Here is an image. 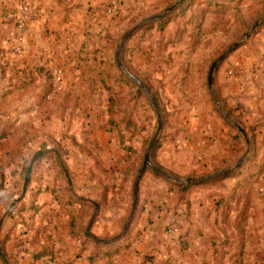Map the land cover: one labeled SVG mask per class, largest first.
Instances as JSON below:
<instances>
[{
    "label": "rangeland",
    "instance_id": "374dc122",
    "mask_svg": "<svg viewBox=\"0 0 264 264\" xmlns=\"http://www.w3.org/2000/svg\"><path fill=\"white\" fill-rule=\"evenodd\" d=\"M177 1L0 0V121H14L21 130L27 124L42 127L37 133L45 142L39 143L37 153L54 157L57 151L62 163H38L35 168L38 172L56 171V187L65 200L73 199V191L97 197L102 183L117 182L115 175L107 178L101 169L111 168V156L123 157L124 152L85 146L86 131L90 128L94 134L106 120L108 97H121L114 105L121 124L129 128L131 120L136 126L125 129L124 135L132 138L137 148L138 170L161 116L157 140L161 142L155 156L159 175L147 168L141 177L146 198L142 200L152 199L121 242L122 250L94 264H141L140 253L155 254L157 264H202L211 258L217 215L201 194L213 188L229 190L231 178L190 192L179 188L187 179L197 182L220 171H236V165L250 162L251 154H258V165L263 162L264 22L248 38L244 35L264 18V0H184L165 13ZM235 43L238 46L219 64L210 89L211 65ZM21 69L42 81L30 87L29 96L9 94L18 86ZM46 81L50 83L47 93L42 85ZM36 128L30 134H36ZM239 128L249 139L248 153ZM61 139L67 142L60 143ZM229 153L227 165H211V159ZM2 154L0 162L4 163ZM209 154L213 155L210 160ZM33 156L31 151L25 168L33 170ZM204 161L209 162L201 165ZM192 163L199 168L194 171ZM61 166L69 173L70 182L61 175ZM136 175L119 197L123 205L104 213L99 225L89 229L94 237L107 241L125 236ZM24 183V179L0 182V195L5 189L13 193L11 200L1 205V239L8 235L1 220L17 218ZM251 188L259 196L247 217L246 242L235 246L238 255L229 264H245L244 254L250 260L247 264H264V172L252 178ZM118 209L125 210L121 221H117ZM57 215L56 226L52 218L54 227L50 225L46 235L66 233L62 210ZM89 220L87 217L77 234L82 240ZM98 247L91 243L92 252ZM63 262L61 258L52 263Z\"/></svg>",
    "mask_w": 264,
    "mask_h": 264
},
{
    "label": "crops",
    "instance_id": "0c3cea01",
    "mask_svg": "<svg viewBox=\"0 0 264 264\" xmlns=\"http://www.w3.org/2000/svg\"><path fill=\"white\" fill-rule=\"evenodd\" d=\"M9 94L13 95L12 93H9ZM22 95L29 96V93L25 92V93L21 94V96ZM3 123H8L9 125L13 126L12 131H10V132L14 133L17 131V133H18L16 139H14L13 142H11L12 144L10 145V147L6 148L3 151H0V153H4L2 155L6 156L5 162L4 163L0 162V165L5 167L3 170V180L6 179V180L17 182L21 179H24L25 181H26V179H28L26 191L24 192V190H23L24 196L22 197L20 204L17 206V210L21 207H24L25 210L23 212H21V214L24 217L25 221L28 223V225L31 226V229L32 228L33 229L41 228V230H42L41 231L42 233L39 235V238H38L39 243H35L34 245H32V243H30V241H32V239H33L34 230L28 229L24 225L17 222L18 213H17L16 219L14 217H9V216H6V218L2 219L1 220V222H2L1 227L3 226V224H5V227L7 228L6 233L8 232V235H6L5 238H3V239L0 238V243L5 244L6 252L9 254V257L11 258L10 262H12V260H16L17 264H50L52 262L56 263V261L61 259V258H62V261H64L63 262L64 264H67L68 260L69 261L72 260L73 264H78L77 263L78 261H81V263H85V264H94L97 261H104V258L101 254L96 261H94L92 263L89 262L87 260L86 255L88 253H90V250L88 252L87 251L84 252L82 254V256L77 257V254H76L77 253V243L79 240H78V238H73V237L67 235L66 234L67 232L63 234L62 231H60V232H57V235H52V236L46 235V233H48V228L50 227V225H52V218L54 219V223L58 220V218H60L57 215V212H60L62 210V214L65 216L64 222H63L65 229H67V225H68V222L70 220V217H69V212L66 209H64L58 203L57 200L54 199L53 194L50 191V188H52V187H55L56 189L58 188V187H56V183H57L56 182V171L55 172H51V171H49V172L39 171L38 172L35 167L38 163L49 164L50 161H51V163H54V164L58 163V161H59V163H62V159L58 155L57 151H56L57 156H54V157L48 156L46 152L37 153L36 149H37V147L40 146L39 143L41 141L45 142V141H43L42 135L39 137V133H37L39 130L42 129V127L39 128V126H37V128H36L32 124L30 125V127H31L30 130L36 128V134H33V140H32L31 139L32 135H31V138L27 135V132L30 131L28 124L26 125L24 130H21L17 127V125L14 121H3L2 120V121H0V134L3 131V129H2ZM100 125L97 127V130L93 131L94 134L91 132L90 128H89V130L86 131V135L88 136V134H89L88 140L94 142L95 144L98 143V140H99V142H100V143H98L99 147L102 146L104 148H107L108 150L118 149V150H120V152H122L123 151L122 146L120 145V142L118 139L119 131L122 129V126H119L118 128L112 129V128H109L108 126L106 128H102ZM121 132L125 133V131L123 129ZM24 135L25 136L27 135L30 140L27 139L25 144H23L22 142L18 143L19 138L25 137ZM54 140L56 141V139H54ZM59 142L65 143L67 141L64 139H61ZM16 144L19 145V148H22V155L20 158L21 165L19 167H15L14 164L12 163V149H13V146ZM31 151L34 154L31 162L34 159L36 162L33 170L30 169V167L25 168V164L27 163V156L29 155V153ZM212 156L213 155H211V154L208 155L209 160L212 158ZM231 156L232 155L229 153V154H224L223 157L214 158L215 161L213 159H211V161H213V162H211V165H215L216 167H221V165L224 162H227L230 160ZM121 158L122 157L120 155L117 156L116 158L114 156H111L110 162L112 165H114ZM262 158H264V151L262 154ZM85 159L87 160L86 162H89L88 158L85 157ZM103 160H105V157H103ZM207 162H209V161H206V162L204 161V163H201V165H207L208 164ZM191 166H192V169L194 171L199 168L196 166L195 163H192ZM240 167H242V165H240L239 168ZM25 170L31 171V174H30L31 176H29V178L25 177V173H24ZM12 171L15 172V174H13ZM263 172H264V169L260 173V175ZM63 173H61V175L62 176L66 175V177L69 179L68 182H70L69 173H67V174L66 173L63 174ZM220 173H222V171H220L219 173L214 174V175H208L206 177L199 178V181H201L203 179H209V178L214 177ZM114 175L115 176H112V177H114V178L116 177V181L118 183L116 182L113 185H109L111 192L108 194V197H111L113 195L112 194L113 189L115 188V186L117 188V186L121 182L122 176L120 175V173H116ZM247 176H248V174H239L237 176L225 177L224 179H222V181L228 180V178H231L230 182H232V183H230L229 190L224 191L222 189H218V188L214 189L213 188L212 191H208L205 194H201V196L205 195L204 196L205 201L210 206V207L209 206L208 207L214 209V198H210L208 196L209 193L210 192H223V193L230 192L231 188H233L242 179V177H247ZM260 179H262V178H260ZM3 180H1V178H0V182ZM135 180H136V178H135ZM135 180L133 182V185L136 187L137 185H135ZM199 181L191 182L194 184L189 187L188 192H190V190H194L195 187H201L198 184H196ZM141 184H142V180H140L139 184H138L139 204L136 207V210L138 208H140L141 205H142V208H141L140 215L137 216L136 214H134L135 221L134 220L133 221L135 222V226L137 225L136 223H138L139 220L145 214L144 208L147 207L146 206L148 203L147 201H149V200L151 201V199H152L150 197V198H147L146 201L142 200V199H146V198H144V196H142ZM24 185H25V183H24ZM4 187H5V185H4ZM85 187L87 188V185H85ZM23 189H24V186H23ZM57 190H58V192L61 191L60 189H57ZM179 190L181 191V188H179ZM254 190H256L255 186H254ZM100 191H99V193H100ZM4 192H5L4 195H0V198H1L0 209H1L2 204H7L8 201L11 200V197H13L12 189H11V191H8V192H7V189H5ZM124 194H122V197ZM72 196H73L72 198L74 200L71 199L72 205L71 206L69 205L68 208H69V210L72 208L74 211H77L80 208L83 210V215L81 217V227L84 228L85 220L87 217H89V219H90L89 224L87 226L88 230L86 231L87 237L85 239L88 240L90 243H92L93 241H98L99 244H104V247H103L104 250L111 249V253H113L114 255L118 254L119 251L122 250V247H124V245L121 244V242H123V240L125 239L124 235L123 236L119 235L114 239L112 238V239L105 241V239H103V238H98L97 236L94 237L92 235V232H90V230H89L91 227H95L96 225H99L101 218L103 217V214L108 213V211L110 209L115 208V207H111V208L107 207L104 209L103 205H102L103 203L99 199V195L97 197L93 198L90 195H88V192H85L84 195H81V192L79 194H77L76 192L74 193V191H73ZM119 199L120 198L118 197L117 202L120 205H123L124 201L120 200V202H119ZM193 199H194V196L192 197V200ZM32 202H34L36 210L34 209L35 207L32 205ZM119 204H118V206H116V208L119 207ZM90 210H91V212H90L91 215L90 214L87 215V211L89 212ZM124 211H125L124 209H118L117 221L118 220L121 221L123 219ZM131 211L133 212L134 208H132ZM131 219H132V215H130V217L127 221V224L125 223L124 228H126L130 225ZM54 225L56 226V223ZM119 226H120V224L117 223V227H119ZM135 226L133 228H135ZM21 233H23V234H21ZM106 242H108V246H107ZM126 245H128V244H126ZM42 246L49 247L52 255L49 256V255L45 254L44 256L40 255V257L36 256L37 252L42 249ZM49 248H48V250H49ZM128 256H131V254H129ZM137 256H140L137 258H141V260H142L141 264H150V262H148L150 258H153L155 263L157 264L155 254L140 253V254H137ZM36 257H39V259H37V261L35 262L34 258H36ZM209 259H210V257L207 258V260H209ZM200 260L202 261V258H200ZM232 260H235V258L228 257L225 264H229V262H231ZM200 263L201 262H198L197 264H200Z\"/></svg>",
    "mask_w": 264,
    "mask_h": 264
},
{
    "label": "trees",
    "instance_id": "16d2710c",
    "mask_svg": "<svg viewBox=\"0 0 264 264\" xmlns=\"http://www.w3.org/2000/svg\"><path fill=\"white\" fill-rule=\"evenodd\" d=\"M21 70L23 72V75L21 76L19 80L18 86L15 89V92L10 91V93L12 94L16 93L18 95H21L27 92L34 83L38 84L42 82L40 81V77L34 76L33 73L26 72L25 69H21ZM42 85L43 87H45V92L47 93L50 87L49 81L42 83ZM66 97H70V94H67ZM108 98L109 99H108V107L106 109V120L104 121V123H101L100 126L102 128H106L108 126L109 128H112V129L122 126L123 130L135 128L136 126L133 121L131 120L128 121L129 122L128 124L131 125V127L128 128V127H125L123 122H122L123 124L122 125L121 121H119L118 119V109H116L114 105L118 104L119 100H121V97L120 96H116V97L110 96ZM28 127L30 130L31 128L30 125H28ZM12 128L13 126L9 125L8 123H3V128H2L3 131L0 134V151H3L6 148H9L10 145L12 144L11 142H13V140L16 139L18 133L17 131L14 133L10 132L12 131ZM122 129L119 131L118 139H119L120 145L122 146L124 156L121 159H119L111 168L103 167L101 169L102 172L106 174L107 178L108 176L110 175L112 176L116 173H120V175L122 176L120 184L117 186V188L115 186V188L112 191L113 195L111 197H108V194L111 192L109 185H107L106 183L105 184L102 183V185H100L101 191L99 193V199L102 201L103 203L102 205L104 209L107 207L111 208L114 206H118L119 203L117 202V198L125 193L126 188H127V183H129V181H131L132 176L136 172H138V167L140 165V163L137 162V148L133 145L132 138L126 137L124 135L125 133L121 132ZM134 132L135 131H132L130 135L133 136ZM27 135L30 138L32 135L31 139L33 140V134H30V131L27 132ZM27 135L26 136L24 135L25 137H20L18 143L22 142L23 144H25L27 139H29ZM70 138L74 139V137H70ZM160 142L161 140L157 142V144L154 146L151 152V155H150L153 166L158 169L160 168V166L155 162V156L160 147ZM85 146L93 147V148L99 147L98 144H95L94 142L89 141V140L86 141ZM126 151H127V155H125ZM21 155H22V148H19L18 144L14 145L12 149V163L14 164L15 167H19L21 165L20 163ZM257 156L258 154L256 156L255 154H251V157L249 159L250 162L242 165V167H240L236 171H233L231 173H226V174L220 173L214 177H211L209 179H203L199 181L198 183H196L199 186L208 185V184H216L218 181L228 176L248 174V176L243 177L230 190V192H227V193L210 192L209 193L208 196L210 198H214V211L216 212V215H217V219H215V223H217V226H216L217 235H215V237H213L210 240V243H211L210 247L212 250L211 258L209 260L204 261L202 264H225L228 257L236 258V256L238 255L234 250L235 246H237L238 244L242 245L246 242L247 217H248V214L251 212V210L255 208L256 204L254 201L256 198H258V195L256 194V192L251 188V181H252L251 179L252 177L260 174L264 169V158H263V162H261V164L258 165ZM228 162H224L221 166L223 167L227 165ZM53 165H56V164H53ZM4 168H5L4 166L0 165L1 180H3ZM147 168L145 170H147ZM61 170H63V172L65 171L63 166H61ZM144 171L141 174V176L138 178V184H139V181L141 180L142 175L144 174ZM151 172L155 175H159L157 170H151ZM12 173L15 174V172L13 171ZM24 173H25V177L27 178L31 176L30 170H25ZM138 184L136 187L132 184L130 200H131V209L134 208V211L133 212L131 211L132 219L130 221V225L128 226V229L124 237L128 236L127 234L129 233L130 229L135 225L134 214L138 216L140 215V212H141L142 205L140 206V208L136 210V207L139 204ZM193 184L194 183L190 182V183L181 185L180 187L181 192L184 193ZM50 191L52 192L54 199L57 200L58 203L69 212L70 220L67 225L66 234L73 238H78L79 246H77L76 254H77V257H80L82 256L84 252L86 251L88 252L89 250H91V243L85 239L87 237L86 233L83 236V240L81 239V236L77 235L78 232L82 228L81 227V217L83 215V210L81 208L77 211H74L72 208L69 210L68 206L72 205L71 200H65L62 192L61 191L58 192V190L55 187L50 188ZM0 201H1V198H0ZM32 205L35 207L34 202H32ZM34 209L36 210V207ZM24 210H25L24 207H21L17 210V213H18L17 222L24 225L28 229H31V226L28 225V223L25 221L24 217L21 214V212H23ZM31 230H34V234H33V239L32 241H30V243L34 245L35 243H39L38 238H39V235L42 233L41 232L42 230L41 228H37V229L32 228ZM93 242L99 245V247L97 251L95 252L93 251L94 253L91 250L90 253L86 255L87 260L89 262L92 263L96 261L101 254L104 259L110 258L112 256L113 253H111V249L104 250L103 249L104 244H99L98 241H93ZM106 244L108 246V243ZM3 247L5 248V244L0 243V257L2 259L3 264H17L16 260H12V262H10L11 258L9 257V254L6 252V250L5 252H3L2 250ZM48 248L49 247L47 246H42V249L37 252L36 256L40 257V255L44 256L45 254L49 256L52 255L50 248L49 250ZM243 256H244L243 261L245 264H247V260L250 262V260L246 257L247 256L246 254H244ZM39 257L34 258V261L36 262L37 259H39ZM148 262H150V264H156L153 258H150ZM67 264H73V261L68 260Z\"/></svg>",
    "mask_w": 264,
    "mask_h": 264
},
{
    "label": "water",
    "instance_id": "95a60500",
    "mask_svg": "<svg viewBox=\"0 0 264 264\" xmlns=\"http://www.w3.org/2000/svg\"><path fill=\"white\" fill-rule=\"evenodd\" d=\"M184 0H179L177 2H175L172 6H170L166 11V12H169V11H172L173 9H175L176 7H178ZM264 22V18L262 20H260L259 22H257L250 30L249 33L245 34L244 37L245 38H248L250 36L251 33H253L256 28ZM238 46V43H235L230 49H228L226 52H224L222 55H220V57L211 65V68H210V71H209V75H208V86L210 89H212V86H213V81H214V75H215V72L219 66V64L223 61V59L227 56V54L235 47ZM129 76L130 74L128 72H126ZM132 77V76H131ZM214 100L218 103V98L216 95H214ZM162 125H163V122H162V119H161V116L158 115V128H157V132H156V135L155 137L153 138V140L151 141L150 145H149V148L147 150V152L145 153V156H144V161H143V165L142 167L138 170L137 172V176H136V180H135V185H137L138 183V178L141 176V174L143 173V171L148 167L152 170H157L153 164L151 163V160H150V155H151V152L157 142V140L159 139V136H160V133H161V130H162ZM240 132L243 134L244 136V139L246 141V144H247V153L249 152V145H250V142H249V139L245 133V131L241 128H239ZM240 165H236V167H239ZM217 174V173H216ZM195 181V179H187L186 182L189 183V182H193ZM28 184V179H26L25 181V185H24V192L26 191V186Z\"/></svg>",
    "mask_w": 264,
    "mask_h": 264
}]
</instances>
